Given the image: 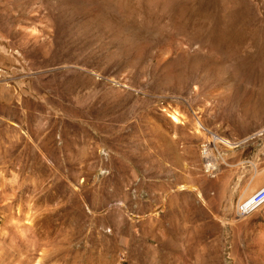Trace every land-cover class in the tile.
I'll return each instance as SVG.
<instances>
[{
  "label": "rangeland",
  "instance_id": "rangeland-1",
  "mask_svg": "<svg viewBox=\"0 0 264 264\" xmlns=\"http://www.w3.org/2000/svg\"><path fill=\"white\" fill-rule=\"evenodd\" d=\"M264 0H0V264H264Z\"/></svg>",
  "mask_w": 264,
  "mask_h": 264
},
{
  "label": "built area",
  "instance_id": "built-area-1",
  "mask_svg": "<svg viewBox=\"0 0 264 264\" xmlns=\"http://www.w3.org/2000/svg\"><path fill=\"white\" fill-rule=\"evenodd\" d=\"M264 204V185L260 187L254 194L250 197V203L247 210H243V212H248L253 209H256Z\"/></svg>",
  "mask_w": 264,
  "mask_h": 264
},
{
  "label": "bare ground",
  "instance_id": "bare-ground-1",
  "mask_svg": "<svg viewBox=\"0 0 264 264\" xmlns=\"http://www.w3.org/2000/svg\"><path fill=\"white\" fill-rule=\"evenodd\" d=\"M249 203H250V199H248V201H246L241 205L240 210H242V212L243 210H247L248 206H250Z\"/></svg>",
  "mask_w": 264,
  "mask_h": 264
}]
</instances>
